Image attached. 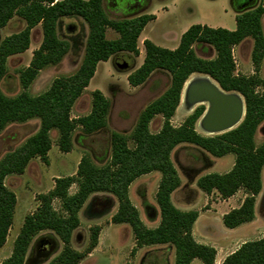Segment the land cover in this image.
Masks as SVG:
<instances>
[{
  "label": "trees",
  "instance_id": "trees-1",
  "mask_svg": "<svg viewBox=\"0 0 264 264\" xmlns=\"http://www.w3.org/2000/svg\"><path fill=\"white\" fill-rule=\"evenodd\" d=\"M263 14V5L240 11L235 17L234 31L192 25L181 35L178 46L173 50L145 40L143 62L128 76V83L132 87L140 86L154 72L161 71L170 76L168 88L140 112L129 135L110 134L107 163L97 166L91 157L84 155L74 176L55 179L51 191L36 197L37 208L24 218L11 255L0 264H28L26 254L29 246L44 231L54 233L63 244L61 252L48 264H80L96 248L101 229L98 226L91 229L85 252L73 250L71 239L80 224L79 212L89 197L96 193H108L116 199L117 210L111 217V223L127 225L131 229L135 249L168 245L174 249V264H191L195 259L202 264H214L216 250L198 244L192 236L198 212L179 211L171 202V194L181 183L171 161V152L180 144H189L216 158L233 154L234 165L228 173L204 175L196 184L205 194L215 192L222 200L238 191L245 193L241 205L222 217L225 228L236 229L254 220L264 168V142L259 146L255 144L257 129L264 122V79L235 75L232 48L251 38L254 43L251 60L258 70L264 56ZM14 17L21 19L25 27L0 41V83L7 74V59L29 49L31 31L38 25L42 30V42L33 52L29 65L19 73L22 91L10 97L0 88V134L11 124H24L34 119L39 121V128L0 159V248L6 243L17 202L15 194L7 189L5 179L10 175H22L35 158L48 164L52 131L58 133L60 152L69 153L72 135L77 128L85 136L106 128L109 101L100 91L92 92L88 115L72 119V107L88 87L99 63L119 53L138 55V38L145 26L155 20V16L149 14L111 19L104 0H0V29ZM68 17L80 18L87 26L81 63L73 74L54 79L47 91L31 96L27 90L39 72L59 65L69 52V43L57 35L58 22ZM108 29L118 38L108 40ZM197 47L212 48L215 58L198 57ZM194 74L207 76L224 92H235L242 97L245 113L235 129L213 137L199 135L195 124L202 116L204 106L196 107L179 127L171 125L183 86ZM157 116L163 119L161 129L151 133L150 122ZM152 172L160 174L155 194L160 222L156 228L150 229L143 224L131 203L129 187L139 177ZM73 185L76 191L70 194L69 189ZM56 200L60 203V211L53 207ZM40 254V261L45 260L46 255ZM221 264H264V236L241 244Z\"/></svg>",
  "mask_w": 264,
  "mask_h": 264
},
{
  "label": "rangeland",
  "instance_id": "rangeland-1",
  "mask_svg": "<svg viewBox=\"0 0 264 264\" xmlns=\"http://www.w3.org/2000/svg\"><path fill=\"white\" fill-rule=\"evenodd\" d=\"M245 3L246 0H139V4L130 7L133 4L131 0H116V3L115 0L106 1L105 9L111 19L132 18L141 14H149L155 16L157 20L149 22L141 32L137 41L138 55L119 53L97 65L88 87L72 107V119L88 115L91 111L92 92L100 91L109 101L106 128L91 136L83 135L81 129L77 128L72 135V150L67 154H61L57 146L58 133L52 131L50 133L52 145L48 164L35 158L29 162L22 175H10L5 179L7 189L15 194L17 202L6 243L0 248V263L11 255L14 240L22 227L24 218L37 208L36 197L51 191L56 177L74 176L78 161L84 155L91 157L97 166L107 163L110 158V134L118 132L129 135L140 112L168 88L170 76L161 71L154 72L140 86L132 87L128 83V76L143 62L145 55L143 42L149 40L159 47L173 50L178 46L184 31L192 25L200 24L210 28L234 31L236 28L235 17L240 11L256 5L264 6V0H253L250 5L242 7ZM115 4L117 5L115 6ZM261 25L264 36V14L261 17ZM24 27L25 23L18 17H14L4 28L0 29V41L23 30ZM57 35L69 43V52L59 65L49 66L39 72L27 90L31 96H37L47 91L54 79L73 74L81 63L87 38L85 23L80 18H62L57 25ZM106 38L115 40L118 35L108 29ZM41 42L42 30L38 25L31 31L29 49L7 59V74L0 83L1 91L6 96H15L22 91L19 73L29 65L33 52L38 49ZM253 45V40L246 38L232 48V58L235 64L234 74L245 77L257 76L264 79V56L256 71L251 60ZM195 52L198 57L203 59H214L216 56L215 51L207 47H197ZM123 63L127 64L126 69H121ZM195 76L202 75L194 74L189 79ZM198 106L200 105L192 107L185 103L181 93L180 103L170 121L171 125L173 127L182 125ZM162 123L163 119L160 116L155 117L150 122V132L157 133L161 129ZM38 128L39 121L36 119L24 124L9 125L0 134V159L6 152L21 145ZM195 131L203 137L221 135H212L206 132L201 126L200 119L195 124ZM263 142L264 122L258 127L255 134V144L259 146ZM218 159L213 172L223 174L230 169L226 170L231 167L230 164L234 163L235 156L228 154ZM172 161L183 184L195 181L197 177L212 169L211 166L204 169L207 159L201 156L198 149L189 144L176 148L172 153ZM159 178L158 172H152L147 176L139 177L129 187L130 201L137 209L140 219L142 217L148 226H153L147 220V213L151 217L153 214V209L148 204L156 203L155 194ZM261 181L262 190L256 198L255 217L250 224L242 225L243 227H239L240 229H227L223 225L222 217L210 214L202 218L204 221L207 220L206 227L203 224L204 221L195 226L197 233H201L205 228L209 230L207 237L209 241L206 246L216 250L218 262L237 250L241 244L258 240L264 236V168ZM75 191L76 186L73 185L69 189V193L73 194ZM176 194L175 200L179 201L178 193ZM244 194L243 191H240L234 198L221 203L218 212L224 210L227 212L238 207L237 203L243 199ZM201 201L202 198L199 199V205L195 208L199 207L202 212H205L211 205L213 206L214 202L220 203L222 199L214 192L207 197V201L203 203ZM53 207L56 211H60V203L57 200L53 202ZM146 207L147 210H145ZM116 210L117 201L108 193L93 194L86 201L79 212V227L73 232L72 249L77 252H85L89 245L91 229L98 226L101 230L96 250H93L80 264H174V255L172 258L160 251L146 255V251L141 252V248L135 249V240L131 229L127 225L111 223V217ZM42 238L45 240H41ZM62 248L63 244L54 233L44 231L39 233L30 244L26 260H28V264H48L61 252ZM153 248L158 247H149L146 250H155ZM40 253L46 255L45 260L40 261V255H42ZM192 264H201V262L196 259Z\"/></svg>",
  "mask_w": 264,
  "mask_h": 264
},
{
  "label": "crops",
  "instance_id": "crops-1",
  "mask_svg": "<svg viewBox=\"0 0 264 264\" xmlns=\"http://www.w3.org/2000/svg\"><path fill=\"white\" fill-rule=\"evenodd\" d=\"M55 1H61V0H55ZM106 1L107 0H104V6L106 5ZM132 1V3L133 4H131V6L130 7H134V5H136V4H139V0H131ZM115 3H116V0H115ZM117 4H115V6H116ZM155 20H157V19H155ZM187 30V29H186ZM185 30V31H186ZM184 31V32H185ZM182 145H184V144H180V145H178L177 147H175V149L176 148H179V147H182ZM195 147V146H194ZM196 148V147H195ZM174 149V150H175ZM196 149H198V148H196ZM173 150V151H174ZM51 151V150H50ZM50 151H49V153H50ZM173 151L171 152V161H172V153H173ZM198 152L201 154V156L203 157V158H206L207 159V162H206V164H205V167H204V169L205 168H207V167H210L211 166V170H209V171H207L206 173H204V174H202V175H200L199 177H197L196 179H195V181H193V182H191V183H188V184H183V182H182V179H181V177L179 176V174H178V176H179V179H180V186L171 194V202H172V204L174 205V207L176 208V209H178L179 211H182V212H189V211H196V212H198V218H197V220L195 221V223H194V225H193V228H192V236H193V238L195 239V241L197 242V243H200V244H202V245H207L208 243H207V241H209V239L207 238L208 237V234H209V230L208 229H206L205 228V230L204 231H202L201 233H197V231H195V226H197L200 222H203L204 220H202V218L203 217H206L207 215H210V214H212V216H215L216 214L219 216V217H223L226 213H228L230 210H232V209H230L229 211H223V212H218V208H219V205L221 204V203H223V202H226V201H228V200H230V199H232V198H234L240 191H238L234 196H232V197H230V198H228V199H226V200H222L220 203H217V202H214L213 203V206L211 205L210 206V208L208 209V210H206L205 212H202L201 211V209L198 207V208H195V206H197V205H199V199L200 198H202V203L203 202H205V201H207V197L209 196V195H207V194H205L204 192H202L198 187H197V180L200 178V177H202V176H204V175H207V174H211V173H215V172H213L214 170H215V168H216V166H217V160H219L218 158H216V157H213V156H211V155H209L208 153H206V152H204V151H202V150H200V149H198ZM49 153H48V157H49ZM61 154H62V152H61ZM67 154V153H66ZM226 156V155H225ZM224 157V156H223ZM49 161H50V159H49ZM80 161H78V163H79ZM77 163V164H78ZM172 163H173V161H172ZM174 165V164H173ZM233 165H234V163H232V164H230V166L231 167H228L226 170H228L229 168V170L227 171V172H225V173H228L231 169H232V167H233ZM202 166H204V165H202ZM175 167V166H174ZM176 168V167H175ZM176 171H177V169H176ZM177 173H178V171H177ZM196 173V172H195ZM225 173H223V174H225ZM216 174H219V173H216ZM144 176H147V175H144ZM56 178H59V177H56ZM159 180H160V178H159ZM157 192V191H156ZM176 193H178V196H179V201H176L175 200V197H176ZM214 193V192H213ZM213 193H211V194H213ZM216 195H218L217 193H216ZM244 197H245V194H244ZM244 197H243V199H244ZM243 199H241V200H239V202L237 203V206L239 207L240 205H241V203H242V201H243ZM156 202V201H155ZM219 202V201H218ZM149 205V207H152V209H153V214H152V217H151V215L149 214V213H147V220H148V222H149V224H152L153 226H148V224H147V222L146 221H144L143 219H142V217H141V221L143 222V224L147 227V228H150V229H153V228H156L157 226H158V224H159V222H160V215H159V208H158V206H157V204L155 203L154 205H150V204H148ZM238 207H236V208H238ZM235 208V209H236ZM145 210H147V207L145 208ZM218 212V213H217ZM251 223V222H250ZM250 223H247L246 225H248V224H250ZM203 224H205V227L207 226V220H205L204 222H203ZM245 225V224H244ZM242 226V225H241ZM240 226V227H241ZM243 227V226H242ZM238 229H240L239 227H238ZM222 231H225V230H222ZM102 232V231H101ZM225 233V232H224ZM151 248V247H158V248H153V249H155V250H146V249H148V248ZM94 250H96V249H94ZM142 251H146L145 252V254L147 255V254H149V253H155L156 251H160V253L161 252H163V253H165V255H169V256H171L172 258H173V255H174V258H175V253H174V249L172 248V247H168L167 245H154V246H148V247H145V248H141V252ZM163 253H162V255H163ZM156 255H158V254H156ZM196 260V259H195ZM223 260L224 259H222V260H220L219 262H218V260H217V255H216V257H215V262H214V264H221L222 262H223ZM194 262V260L191 262V264ZM202 264V263H201Z\"/></svg>",
  "mask_w": 264,
  "mask_h": 264
},
{
  "label": "bare ground",
  "instance_id": "bare-ground-1",
  "mask_svg": "<svg viewBox=\"0 0 264 264\" xmlns=\"http://www.w3.org/2000/svg\"><path fill=\"white\" fill-rule=\"evenodd\" d=\"M222 97L225 101H234L232 94H223L218 89L214 81L206 76H195L190 78L183 87L182 98L190 106H204L205 115L200 119L201 126L212 135L221 134L234 129L240 122V118H235L233 123L219 122L212 115L211 100ZM236 103V102H235ZM228 124H231L228 126ZM227 126V127H226Z\"/></svg>",
  "mask_w": 264,
  "mask_h": 264
},
{
  "label": "water",
  "instance_id": "water-1",
  "mask_svg": "<svg viewBox=\"0 0 264 264\" xmlns=\"http://www.w3.org/2000/svg\"><path fill=\"white\" fill-rule=\"evenodd\" d=\"M69 30H72V28H69ZM126 68H127V64L123 63L121 65V69H126ZM186 82H185V84H186ZM218 89L223 94H232L233 99H235L236 103L234 101H225L222 97H217V99L215 101L211 100V108L210 109L212 111V115L214 116L215 119L219 120L220 123L221 122L222 123L223 122L233 123V121H235V118H240V122L237 124V126H238L241 123V121L243 120L244 113H245V107H244V102H243L242 97L238 93H235V92H230V93L224 92L219 86H218ZM205 113H206V109L204 110L200 119L205 115ZM229 125H231V124H228V126ZM224 133H226V132H224ZM221 134H223V133H221Z\"/></svg>",
  "mask_w": 264,
  "mask_h": 264
},
{
  "label": "flooded vegetation",
  "instance_id": "flooded-vegetation-1",
  "mask_svg": "<svg viewBox=\"0 0 264 264\" xmlns=\"http://www.w3.org/2000/svg\"><path fill=\"white\" fill-rule=\"evenodd\" d=\"M253 0H246V3L242 6V7H245L247 5H250L252 3ZM253 7V6H252Z\"/></svg>",
  "mask_w": 264,
  "mask_h": 264
}]
</instances>
